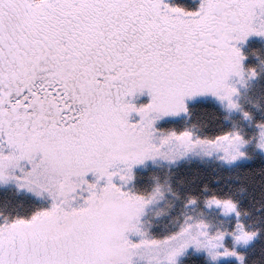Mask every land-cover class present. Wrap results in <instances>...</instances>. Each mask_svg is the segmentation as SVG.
Segmentation results:
<instances>
[{"label":"snow or ice","instance_id":"1","mask_svg":"<svg viewBox=\"0 0 264 264\" xmlns=\"http://www.w3.org/2000/svg\"><path fill=\"white\" fill-rule=\"evenodd\" d=\"M253 35L264 37V0H0V182L52 202L0 220V264H179L190 247L243 264L227 233L204 220L150 235L143 216L163 186L144 194L127 185L149 160L197 149L228 163L247 156L238 130L203 139L190 130L158 136L156 125L187 113L197 96L238 110L232 81L244 80L247 59L239 45ZM207 206L240 216L232 200ZM237 231V244L256 235L242 223Z\"/></svg>","mask_w":264,"mask_h":264},{"label":"trees","instance_id":"2","mask_svg":"<svg viewBox=\"0 0 264 264\" xmlns=\"http://www.w3.org/2000/svg\"><path fill=\"white\" fill-rule=\"evenodd\" d=\"M185 2V0H180ZM251 52L264 58V47L258 42L249 44ZM260 70L257 63L251 68ZM259 82L255 88L259 108L252 113L254 122L264 123V73L259 72ZM189 119L185 122H173L163 125L165 131L181 132L194 127L202 137L214 139L231 130L225 123V113L213 102L202 101L189 107ZM151 167L140 169L134 180L136 192L149 194L152 192L155 181L167 182L172 194L176 196L177 206L185 205L190 198H196L201 203L213 197L221 200H232L238 205L244 229L251 233L256 232V241L244 253L245 264H264V159L256 157L252 161L238 164L235 167L225 168L217 163L198 161L183 163L173 167ZM43 207L36 200L18 194L15 190L0 188V219L4 217L30 215ZM176 208L175 210H178ZM173 220L178 214L172 215ZM163 232L152 233L154 236H164L175 232L176 226H168L166 221ZM175 223V222H174ZM173 223V224H174ZM168 226V227H167ZM179 264H210L202 256L188 254L179 261ZM222 264H237L235 262Z\"/></svg>","mask_w":264,"mask_h":264},{"label":"rangeland","instance_id":"3","mask_svg":"<svg viewBox=\"0 0 264 264\" xmlns=\"http://www.w3.org/2000/svg\"><path fill=\"white\" fill-rule=\"evenodd\" d=\"M260 38V39H259ZM251 39V40H250ZM258 40L263 44L264 47V38H261L259 36H251L248 38V40ZM247 40V41H248ZM249 41V42H250ZM245 43H241L239 47H241ZM249 47V46H248ZM245 49V47H241ZM248 51L250 53L245 54L243 50V54L247 57V59L244 61V67H245V74H244V80L241 81L239 77H234L232 83L235 85L236 88L239 89V93L234 97V99L237 101V103L240 105V108L238 110L230 111L227 108V102L221 103L219 99H217L215 96L212 95H205V96H197L195 98H191L188 101L189 107L192 104L202 102V101H208L210 103H214L217 105L223 113H225V123L230 125L231 130L230 131H240V133L248 139L250 142L247 144L246 147L241 149L242 151L247 153L246 157L240 158L235 162L228 163L223 159H220L219 157L223 155V153L213 154V155H206L204 151L197 149L196 151L184 156L183 158H176L175 160H168V159H157L155 162L149 160L145 165H139L134 169L135 175L140 169H147L151 167L158 166L160 168H173L184 161L188 162H194L198 161L200 163L204 162H212L217 163L218 165L222 167H235L238 164H243L252 161L256 157H261L264 159V151H262L257 145L260 142V129L258 128V123L254 122V118L252 116V113L256 112L258 110V100H257V93L255 88L258 85L259 82V72L263 71L264 73V58L259 57L256 53L251 52V47L248 48ZM258 65L260 68L259 71H257V68L254 67L259 75L255 77H251L250 75V69L253 66V64ZM150 97L146 94L144 96L137 97L136 103L142 104L147 103L149 101ZM244 112H248L251 114V119H245L243 116ZM182 119H185L184 121L187 122L189 119V114L187 113H181L178 116H167L161 119L157 122V128L160 130L157 135H166L169 132L165 131L163 129V125L170 124L173 122H180ZM186 130H190L193 133L196 134V136L203 138V139H209L206 137H202L196 132V129L192 126L189 127L187 124ZM175 131V130H172ZM215 139V138H214ZM157 167V168H158ZM17 174L19 175V171H17ZM90 179L92 177H89ZM157 184H160L163 186L164 196L162 198L157 199L154 201L146 210L145 215L143 216V223L142 228L149 232L150 235L152 233L156 232H163L166 221L169 220L171 224H168V226H176L175 231H177L181 224L184 223L185 219L187 217H194L198 220H204L207 223L211 225V231L213 233L217 231H222L227 233L226 239L224 241V244L227 248L233 249L238 251L241 255L244 256L245 251L251 247V245L256 241L258 234L256 232L255 237L245 244L244 242H240L237 244L232 236L233 232H237V224L242 223L244 226L243 219H241V215L237 217L235 213H232L230 215H225L222 211V206H207V201L205 202H196L194 205H180L179 208L177 206L178 202L176 199V196L172 194V191L169 189L167 182H161L159 180L155 181L154 188L157 186ZM129 189L132 191H135L134 188V181L127 185ZM0 188L15 190L18 194L25 195L27 197H30L33 200H36L41 204L43 208H47L51 206V200L48 197L47 193H44L43 195H37L33 191H29L27 188H21L19 187L18 183L16 181H9L8 183L0 182ZM152 190V191H153ZM83 195H87V193H83ZM83 201H77V203H82ZM42 208V209H43ZM178 208V210H175ZM178 214L177 219L173 220L172 215ZM2 220V219H0ZM175 222V223H174ZM174 223V224H173ZM167 226V227H168ZM136 239L137 237H133ZM188 254L196 255V256H202L205 258L207 263L210 264H222V263H231L235 262L237 264H240V261L237 257L229 256V257H221L219 260L213 261L212 258L208 255V252L206 250H198L195 247H190L184 255H182L179 258V261L186 257ZM137 264H147V258H137ZM245 264V262H243Z\"/></svg>","mask_w":264,"mask_h":264},{"label":"flooded vegetation","instance_id":"4","mask_svg":"<svg viewBox=\"0 0 264 264\" xmlns=\"http://www.w3.org/2000/svg\"><path fill=\"white\" fill-rule=\"evenodd\" d=\"M261 38H264V37H261ZM259 39H260V38H259ZM250 40H251V39H250ZM250 40H248L245 44H243V45L241 46V47H245V49L242 48V50H244V53H245V54L250 53V52L248 51V48H249L248 46H249L250 43H252V41H256V42H258V43L263 47V44H262L260 41H258V40H256V39H255V40H252V41H250ZM249 41H250V42H249Z\"/></svg>","mask_w":264,"mask_h":264}]
</instances>
